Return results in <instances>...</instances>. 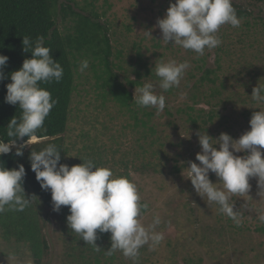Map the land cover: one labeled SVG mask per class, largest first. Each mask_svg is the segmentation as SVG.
<instances>
[{
  "label": "rangeland",
  "instance_id": "1",
  "mask_svg": "<svg viewBox=\"0 0 264 264\" xmlns=\"http://www.w3.org/2000/svg\"><path fill=\"white\" fill-rule=\"evenodd\" d=\"M77 1L84 5L85 1L93 0ZM94 1L100 13L106 12L103 20L111 26L113 60L122 67L118 70L122 81L132 75L134 64L130 59L136 50H140L151 69L157 61L171 60L187 62L190 67L185 70L179 88L167 92L159 88L158 78H147V82L155 84L156 94L166 97V107L157 115L155 109L133 104L121 108L110 97L104 100L102 90L96 88L91 62L84 72L79 71V66L77 89L63 135L68 150L64 164L80 165L83 162L79 158H83L84 152L98 151L102 163L99 167L110 168L116 176L128 175L137 185L141 202L149 204L142 220L144 225L151 224L154 216L160 217L161 224L156 230L164 233V241L155 251H150L147 245L141 248L135 264H264V223L258 220L264 214V196H260L258 178H250L247 194L232 197L235 210L241 213V224L236 226L219 212L218 206L207 205L195 192L186 170L188 161L199 164L196 161L197 153L201 152L198 132H207L213 139H218L221 133L239 139L251 130L250 119L259 109L250 96L259 82L264 84V0H232L249 9L252 15L241 20L238 28L222 26L217 33L221 45L206 49L203 56L180 46L173 47L174 42L162 41L157 21L166 16L175 0H107L108 4L104 0ZM144 31H150L152 37H147ZM119 53L123 55L122 61L116 58ZM219 57L220 80L225 88L221 89L219 81L221 95L213 97L212 84L206 82L200 86L199 83L203 71L216 69ZM202 66L205 68L201 71ZM203 93L208 95L210 106L204 103ZM211 114L214 118L209 121ZM210 179L219 182L215 174L210 173ZM40 215L49 243L43 264H97L95 254L81 244L71 254L63 228L70 230L75 240L81 237L64 222L61 211L54 212L53 205L44 206ZM4 249L2 246L0 264H4L1 260ZM24 251H17L23 258L21 264H34L31 254ZM108 257L102 258L101 264H134L120 251Z\"/></svg>",
  "mask_w": 264,
  "mask_h": 264
},
{
  "label": "clouds",
  "instance_id": "2",
  "mask_svg": "<svg viewBox=\"0 0 264 264\" xmlns=\"http://www.w3.org/2000/svg\"><path fill=\"white\" fill-rule=\"evenodd\" d=\"M240 24L232 0H175L166 16L157 21L165 44L174 42L173 47L180 46L200 56L206 49L221 45L217 33L222 26L238 28ZM143 33L152 37L150 31ZM22 43L24 52H30L32 58L25 59L21 69L11 73L5 97L6 103L19 104L22 114L19 119L12 118L7 126L6 134L10 139H0V157L11 153L13 148L15 155L22 157L29 146L50 139L38 133L47 131L45 120L57 101L48 90L40 87V83H59L64 74L61 64L53 59L51 49L44 46V36H38L34 42L25 36ZM8 59L0 55V82L6 78L3 69ZM88 67L89 61L84 59L79 71L84 72ZM189 67L187 62L157 61L152 74L154 72L158 78L159 88L167 92L179 88ZM250 98L259 109L250 119L251 130L239 139H233L227 133L213 139L207 132H198L201 152L197 153L196 161L199 164L188 161L186 167L187 180L191 181L195 192L206 200L207 205L218 206L219 212L236 226L241 224V213L235 210L232 197L249 192L250 178H258L262 189L260 196H264V108L260 107L264 105V84L259 82ZM133 103L139 108L155 109L158 115L166 107V97L156 94L153 82H145L135 88ZM25 137L27 140L19 143ZM61 159V150L54 143L39 151L32 148L29 156L31 170L41 189L51 192L53 211L59 213L62 206L68 207V227L94 251L102 250L97 245L98 231L111 234V247L105 255L120 251L134 264L141 248L147 245L150 251H155L162 244L164 233L156 230L161 224L160 217L154 216L147 226L142 222L149 204L141 202L135 183L125 176H116L108 167H97L91 159L79 158L83 163L71 167L62 164ZM210 173L215 174L218 183L212 182ZM182 174L184 176V172ZM25 176L23 164L18 170L0 167V213L23 212L31 206L35 196H26ZM258 220L264 223V214L259 215Z\"/></svg>",
  "mask_w": 264,
  "mask_h": 264
},
{
  "label": "trees",
  "instance_id": "3",
  "mask_svg": "<svg viewBox=\"0 0 264 264\" xmlns=\"http://www.w3.org/2000/svg\"><path fill=\"white\" fill-rule=\"evenodd\" d=\"M105 3H107V0ZM237 16L240 20H248L252 15L251 11L239 4L232 2ZM106 12L100 13L96 7L95 1H85L82 5L77 0H0V55L7 56L8 63L3 72L5 79L0 82V139L8 141L7 126L12 118L21 116L19 104L13 106L5 102L7 95V84L11 83L10 75L14 71L20 70L25 59H31V53L23 50V37H30L33 42L38 36H44V46L51 49V55L56 62H59L64 69L63 78L59 83H40V87L48 90L52 98L57 101L50 115L45 120L44 127L46 132H39L40 136H47L50 139L42 140L25 149L22 157L15 155V148L12 152L0 157V167L9 170L17 169L23 164L26 170L23 187L27 197L33 198L32 204L23 212L5 211L0 213V253L1 247L5 246L4 264H21L22 256H18L17 251L24 249V253L31 254L34 264H43V257L49 250V243L44 235L41 225L40 211L42 207H52V197L50 191L41 189L36 180L35 173L31 170L29 156L32 148L36 151L46 147L49 143H54L61 150V163L68 150L64 146L63 135L65 134L69 121V112L73 94L76 91L77 68L80 62L87 59L91 62L96 79V88L101 89V96L104 100L109 97L121 108H130L135 105L133 89L141 87L147 82L149 76L155 79V73L149 62L145 60L140 50L134 51L131 57L133 70L132 75H127L121 80L118 70L121 66H116L114 62V47L111 36V26L103 17ZM31 51V49L29 50ZM119 61L123 60L122 53L116 57ZM216 69H206L203 71L200 86L210 82L212 84V96L221 95L218 88L223 90L225 83L220 80L222 71L221 58L216 60ZM205 65V63H204ZM205 68L202 66L200 69ZM205 72V73H204ZM131 76H134L131 79ZM145 79V80H143ZM201 90V88H198ZM204 103L211 105L208 95L203 93ZM194 111V107H190ZM203 112L204 109H200ZM151 115V114H148ZM199 118H202L199 115ZM209 121H212L214 115L211 114ZM197 117L193 119L194 124ZM208 121V122H209ZM27 137L19 143H24ZM83 159H91L99 167L100 153L95 150H89L82 154ZM83 162V161H82ZM125 176L130 180L128 175ZM131 181V180H130ZM61 212L64 215V222H67V216L70 214L68 207L62 206ZM68 248L71 254L79 249L80 244L87 247V251L95 254V262L101 264V259H108L105 251L111 247V240L108 233H99L97 245L102 249L96 254L91 245H87L81 238L75 240L70 230L63 228ZM3 254V253H2ZM9 255V256H8ZM83 252L80 257L83 258ZM99 256V257H98ZM113 256L109 259L112 260ZM83 264H93L84 262Z\"/></svg>",
  "mask_w": 264,
  "mask_h": 264
}]
</instances>
